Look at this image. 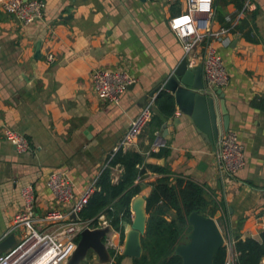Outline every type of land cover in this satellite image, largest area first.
Here are the masks:
<instances>
[{
	"label": "crops",
	"instance_id": "obj_1",
	"mask_svg": "<svg viewBox=\"0 0 264 264\" xmlns=\"http://www.w3.org/2000/svg\"><path fill=\"white\" fill-rule=\"evenodd\" d=\"M41 1L42 20L28 25L0 9V241L10 231L13 215L22 210L24 186L35 189L36 215L41 217L58 207L46 182L53 171L63 170L76 201L106 167L141 109L152 104L155 113V99L174 69L184 60L188 67L202 69L210 45L225 65L228 82L220 90L229 118L227 132L235 133L242 145L244 166L233 176L226 174L215 154L227 132L218 142L204 141L176 104L159 128L149 121L135 145L123 150L144 154L145 165L162 168L172 182L183 178L201 185L219 210L208 218L215 220L222 248L226 255L228 250L236 254L237 264L236 244L248 239L260 243L264 233V0H214L209 32L227 33L208 36L189 54L168 25L186 12L187 0ZM47 55L53 56L52 63L46 62ZM99 70L123 71L134 78L118 105L94 94L93 73ZM216 89L206 84L207 92ZM164 124L168 134L162 143ZM3 127L27 138L32 151L17 153L4 140ZM161 148L166 155L148 156ZM121 173L118 167L112 169L114 184ZM163 176L146 171L135 181L141 192L131 200L124 238L135 200L145 197V207L152 184ZM173 216L170 211L165 218ZM147 219L146 214V224ZM20 234L14 233L16 241ZM114 240L123 250L118 232ZM134 260L122 256L120 264ZM81 264L100 263L92 253Z\"/></svg>",
	"mask_w": 264,
	"mask_h": 264
},
{
	"label": "built area",
	"instance_id": "obj_2",
	"mask_svg": "<svg viewBox=\"0 0 264 264\" xmlns=\"http://www.w3.org/2000/svg\"><path fill=\"white\" fill-rule=\"evenodd\" d=\"M213 2L214 0H187L186 12L169 20V29L180 42L185 54L192 53L208 36L227 33L225 29H221L216 34L209 32L214 13ZM44 8L45 5L41 0H0V9L25 25L42 20ZM245 9L247 10V4ZM242 15L243 12L240 17ZM53 61V56L47 55L46 62L52 63ZM202 73L206 84L211 88L221 89L227 85L225 65L210 45L205 49ZM92 79L96 97L113 105L120 103L123 95L135 82L129 74L118 70L96 71ZM151 116L152 104H148L128 125L125 136L117 149H128L135 145ZM2 136L17 153L24 154L32 151L27 138L23 135L3 127ZM215 155L219 167L230 176L235 175L245 164L242 145L233 132L223 135ZM97 179L98 176L74 201L75 193L67 173L63 170L53 171L48 177L46 186L54 194L58 207L49 210L41 217L36 215L35 189L31 185L24 186L21 189L22 210L13 215L10 231L5 237L16 231H20L21 234L13 249L0 255V264H67L81 232L86 229L98 230L107 227L110 231L105 235L103 243L109 252L110 260L112 256L114 258L121 254L122 245L115 242L116 232L104 216H99L95 224L91 223L92 220L83 222L78 218V214L95 191ZM69 204H71L70 209L67 207ZM45 226H50V230L44 228ZM235 258L236 254L228 250L224 264H235ZM260 264H264V260Z\"/></svg>",
	"mask_w": 264,
	"mask_h": 264
},
{
	"label": "trees",
	"instance_id": "obj_3",
	"mask_svg": "<svg viewBox=\"0 0 264 264\" xmlns=\"http://www.w3.org/2000/svg\"><path fill=\"white\" fill-rule=\"evenodd\" d=\"M155 113L152 111L150 122L159 128L162 119L171 117L175 110L172 95L161 91L154 102ZM167 154L165 148L158 153L149 152V157H160ZM144 154L133 150L117 149L108 157L106 167L98 176L95 191L86 205L78 214L80 221L95 224L99 216H104L110 227L124 239V224L131 223L130 203L141 189L135 181L144 177L146 171L164 175L152 184V190L146 199L145 209L148 215L146 229L141 237L142 255L133 264H180L181 258L174 255V249L181 241L185 232L191 231L188 216L195 212L203 216H213L208 212L210 202L206 199L201 185L183 178H175L162 168L145 165ZM120 168L122 173L116 184L112 182L111 172ZM170 211L174 216L169 221L165 216ZM208 212V213H207ZM236 249L240 253L237 264H259L264 258V233L261 242L253 240L239 241ZM226 252L221 248L213 258V264H224ZM122 256H117L113 264H120Z\"/></svg>",
	"mask_w": 264,
	"mask_h": 264
},
{
	"label": "water",
	"instance_id": "obj_4",
	"mask_svg": "<svg viewBox=\"0 0 264 264\" xmlns=\"http://www.w3.org/2000/svg\"><path fill=\"white\" fill-rule=\"evenodd\" d=\"M162 90L174 97V102L203 138L218 142L222 133L227 132L229 118L225 110L223 94L220 89L214 93L206 91L200 67H188L184 60L165 81ZM154 94L151 93L152 97ZM219 96L221 100H217ZM160 141L164 143L167 136V126H163ZM145 197L135 200L133 204L134 218L131 228L125 234L122 256L139 259L142 255L141 237L146 228ZM191 231L186 244L175 248V255L181 258L180 264H213L214 255L223 247V236L214 219L199 215L195 212L188 216ZM110 229L89 230L81 232L75 250L67 264H81L88 252L94 253L100 264H108L110 256L103 239ZM15 235L11 234L0 243V255L16 246Z\"/></svg>",
	"mask_w": 264,
	"mask_h": 264
},
{
	"label": "rangeland",
	"instance_id": "obj_5",
	"mask_svg": "<svg viewBox=\"0 0 264 264\" xmlns=\"http://www.w3.org/2000/svg\"><path fill=\"white\" fill-rule=\"evenodd\" d=\"M212 211H214V213H216V212H218L219 210L216 208V206H215V204H211V207H209V210H208V212H212ZM207 212V213H208ZM187 236V235H186ZM186 236L182 239V243L184 244H186L187 242H188V240H187V238H186ZM88 254H92V252L90 251V252H88ZM94 254V253H93ZM96 256V255H95Z\"/></svg>",
	"mask_w": 264,
	"mask_h": 264
},
{
	"label": "bare ground",
	"instance_id": "obj_6",
	"mask_svg": "<svg viewBox=\"0 0 264 264\" xmlns=\"http://www.w3.org/2000/svg\"><path fill=\"white\" fill-rule=\"evenodd\" d=\"M116 238V237H115Z\"/></svg>",
	"mask_w": 264,
	"mask_h": 264
}]
</instances>
